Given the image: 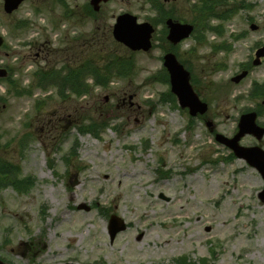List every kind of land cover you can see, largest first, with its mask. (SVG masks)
<instances>
[{
  "label": "rangeland",
  "instance_id": "1",
  "mask_svg": "<svg viewBox=\"0 0 264 264\" xmlns=\"http://www.w3.org/2000/svg\"><path fill=\"white\" fill-rule=\"evenodd\" d=\"M168 1L162 7L174 11L172 18L202 22L177 54L197 76L193 86L209 104L205 117H191L176 99L163 96L170 85L149 80L163 69V24L155 27L156 48L149 53L107 42L121 13L151 22L156 14L148 0H112L93 17L83 9L90 0H28L12 15L0 0L5 39L0 61L14 68L9 84L15 79L20 90L30 89L16 97L0 82V159L17 169L0 180V257L10 264H173L181 257L206 264H264V204L258 198L264 181L215 139V133L232 135L240 116L264 103V95L249 97L254 84L264 85V58L259 66L251 63L264 46V0H221L225 5L215 10L229 8L220 36L200 28L220 21H199L187 0ZM63 4L73 9L71 17L63 16ZM88 40L132 58V75L114 78L106 88L94 86L88 76L90 93L81 96L60 97L59 79L54 87H37L34 73L44 65L61 71L62 62L76 61L71 68H79L87 50L75 47ZM35 42L46 45L44 51L32 49ZM225 43L228 52L216 47ZM244 70L246 79L234 84L232 77ZM85 117L112 120L94 137L74 127ZM256 142L245 136L240 145ZM74 146L76 155L67 163ZM14 183L27 192L18 193ZM111 215L128 226L113 243ZM238 233L248 248L237 244Z\"/></svg>",
  "mask_w": 264,
  "mask_h": 264
},
{
  "label": "water",
  "instance_id": "2",
  "mask_svg": "<svg viewBox=\"0 0 264 264\" xmlns=\"http://www.w3.org/2000/svg\"><path fill=\"white\" fill-rule=\"evenodd\" d=\"M26 0H4V9L6 13L11 14L17 10L19 6ZM110 0H92L91 4L94 6L96 11L100 9L101 2H108ZM167 26L170 30L168 39L173 44H178L182 40L188 38L194 30L193 26L179 24L172 20L167 21ZM252 30H256L257 27L253 25ZM153 28L150 24H137V18L129 14L121 15L117 19V23L114 26V37L117 41L124 43L133 51L143 50L148 52L151 45V35ZM3 41L0 38V46ZM257 60L254 62L255 65H259V59L264 56V48L258 50ZM165 66L170 75L171 91L178 97L179 104L183 109L188 108L192 116L198 114L204 115L207 110V104L200 101L198 96L195 94L190 84V73L181 65L174 54H168L165 56ZM247 72L242 73L240 76L233 79L235 82L241 81ZM5 71H0V77H5ZM257 116L255 113H250L242 117L240 121V132L232 139L228 140L222 135H217V140L233 149L236 156L246 159V161L253 167H255L264 178V152H260L259 148H243L239 146V140L246 134H252L257 138H261L264 135V129L260 128L256 124ZM208 127L213 131V124L208 123ZM260 198L264 202V191L260 194ZM83 208V207H80ZM86 210H89L85 206ZM126 229L125 222L117 216H112L109 222V235L110 240L113 242L118 233ZM0 264H3L0 262Z\"/></svg>",
  "mask_w": 264,
  "mask_h": 264
},
{
  "label": "trees",
  "instance_id": "3",
  "mask_svg": "<svg viewBox=\"0 0 264 264\" xmlns=\"http://www.w3.org/2000/svg\"><path fill=\"white\" fill-rule=\"evenodd\" d=\"M220 4L225 5L223 1H208V0H200L199 4L196 7V14L200 19H203L204 21L208 20L210 23L211 18H218L222 19L223 17L228 14L227 6L226 9L222 10H215V7H220ZM158 11L161 14V17L164 19V12L161 7H158ZM163 19H161V22H163ZM158 23V21H157ZM202 23V22H201ZM199 23V25L201 24ZM198 25V27H200ZM203 29L213 31L217 34H220V26L217 27H209V25L202 24ZM202 39H198V42L201 43ZM226 49V48H224ZM124 57H113L111 59L105 60L102 65H99L95 62L94 57L87 58L86 62L81 64L79 68H69L65 75L61 77L60 72H53L52 74L49 73L50 71H45L40 76V81L42 82H48V78L54 83V80L59 79L60 80V88L59 93L61 95H65V93L68 91L72 94H77L78 96H81L83 94H89L90 93V87L87 84V77L91 76L94 79V86H100L103 88H106L112 78H118V79H126L129 78L134 70V64L131 61L123 59ZM156 82L160 84L168 83V77L167 74H164L163 76H160L156 78ZM55 84V83H54ZM262 93L259 91H255L254 96H260ZM168 97L172 98L171 94H168ZM90 122L86 126H82L79 128V131L82 134H92L94 137H98L100 134V130L105 126L106 118H100V119H94L95 117H90ZM75 147L70 151L69 157L75 156ZM66 159V158H65ZM67 160H69L67 158ZM4 165L1 167L3 168ZM6 170V168H5ZM2 169L0 170V176L2 178L8 177L9 173H2ZM26 183L32 182L31 179H26ZM15 187L22 191H26V188L24 186H21L19 183H14ZM206 260H202L200 262H195L187 257H181L176 262L178 264H206Z\"/></svg>",
  "mask_w": 264,
  "mask_h": 264
},
{
  "label": "flooded vegetation",
  "instance_id": "4",
  "mask_svg": "<svg viewBox=\"0 0 264 264\" xmlns=\"http://www.w3.org/2000/svg\"><path fill=\"white\" fill-rule=\"evenodd\" d=\"M169 1L168 0H165V3L166 4H169L168 3ZM1 35V34H0ZM83 37V36H82ZM94 41H91V40H88V41H81V44L78 45L79 47V51L81 52L82 51V48L85 47V49H87V46L88 45H91ZM46 47V45H43V44H39L38 42H35V43H32L31 44V48L32 49H37L38 52L40 51H44V48ZM39 54H37V57H38ZM45 68H51L50 66H45ZM256 112H257V115H258V124L263 126L264 127V122H261L260 119L262 117H264V111L261 110V108H257L256 109ZM237 131L233 132V134L231 136H234L236 134ZM252 137V136H251ZM254 138V137H253ZM257 142L254 143L253 145H249V146H257L260 150H264V137L261 138V139H256L254 138ZM6 264H10V262L6 261L5 259H2Z\"/></svg>",
  "mask_w": 264,
  "mask_h": 264
},
{
  "label": "bare ground",
  "instance_id": "5",
  "mask_svg": "<svg viewBox=\"0 0 264 264\" xmlns=\"http://www.w3.org/2000/svg\"><path fill=\"white\" fill-rule=\"evenodd\" d=\"M204 187V186H203ZM202 187V188H203ZM231 211V208L229 207L228 204H226V213L228 214ZM236 242L239 246L242 248H248L249 243L245 241V237L241 236L239 233L236 236ZM132 252V251H131Z\"/></svg>",
  "mask_w": 264,
  "mask_h": 264
}]
</instances>
